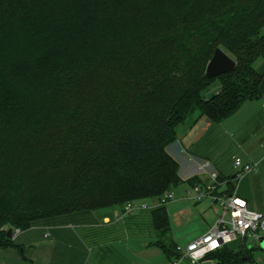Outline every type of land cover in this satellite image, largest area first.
Returning <instances> with one entry per match:
<instances>
[{
	"label": "trees",
	"instance_id": "1",
	"mask_svg": "<svg viewBox=\"0 0 264 264\" xmlns=\"http://www.w3.org/2000/svg\"><path fill=\"white\" fill-rule=\"evenodd\" d=\"M216 49L236 67L206 78ZM260 58L264 0H0V250L8 229L201 183L167 148L189 117L218 124L259 99ZM151 218L177 258L165 204ZM252 250L210 257L247 264Z\"/></svg>",
	"mask_w": 264,
	"mask_h": 264
},
{
	"label": "crops",
	"instance_id": "2",
	"mask_svg": "<svg viewBox=\"0 0 264 264\" xmlns=\"http://www.w3.org/2000/svg\"><path fill=\"white\" fill-rule=\"evenodd\" d=\"M255 69L264 74V58L255 62ZM260 90L259 99L245 102L235 114L218 124H211L204 118L195 122L197 126L193 128L192 139L186 142V145H181L180 149L186 156L183 166L179 163V174L184 175V177L180 175L183 180L193 176L205 180L207 175L200 170L202 163H209L210 170H214L222 177L233 178L235 172L233 158L241 159L243 156L242 162L255 163L256 168L258 167L257 172L254 170L255 172L252 171L242 179L246 186L254 188L262 182L264 157L256 158L254 153L264 145V80ZM190 133L192 132L181 134L183 141L189 139ZM209 133H215V136L224 141L223 144L231 142L236 145L240 150V157L232 155L230 164L226 165L211 155H199L200 159L196 153L190 154L188 146L190 147L201 135L206 136ZM237 193L246 201L249 210L261 214L260 211L249 208L248 195L239 194L238 187ZM147 210L127 215L121 214L119 209L80 212L63 216L62 220L67 222L64 226L61 225L63 229L55 222L34 226L19 232L15 237L12 234L15 246L0 250V264H6L13 259H23L28 264H169L170 261L165 254L154 246L157 240L156 233L152 225L151 212ZM21 247L22 250L18 253ZM37 247L41 251L38 250L35 255ZM24 250L28 253L25 258Z\"/></svg>",
	"mask_w": 264,
	"mask_h": 264
},
{
	"label": "rangeland",
	"instance_id": "3",
	"mask_svg": "<svg viewBox=\"0 0 264 264\" xmlns=\"http://www.w3.org/2000/svg\"><path fill=\"white\" fill-rule=\"evenodd\" d=\"M218 89V84L211 86L206 93L207 96L215 94ZM243 117L246 119L245 114H243ZM195 121L196 117L193 115L187 119L184 125L179 126L177 129V141L167 148V151L173 157H175L178 163H181L182 166L186 162V156L185 152L180 150L181 145H186V142L192 139L191 137L194 134L193 128L197 126ZM189 132H192L188 137L189 139L183 141L181 134H189ZM214 134L215 133H209L206 136H204V134L201 135L191 143L190 147L188 146V150L190 151V154L191 152L196 153L198 158L201 157L199 155H211L212 157L219 158V162L229 165L232 155H241L240 150L231 142L223 144L224 141ZM254 156H256V158L264 157V145L260 146L255 151ZM242 157L243 156H241V159ZM212 165H215L214 162H212ZM262 169L264 170V167ZM255 171H258V167L255 169ZM181 176L184 177V175ZM242 179L240 182H238L239 194H247L249 208L260 211L261 214H264V173L262 179L260 178L262 182L255 185L254 188L253 186L247 187L244 180ZM170 191L175 196L173 201H167L165 203L170 223V237L176 246L184 249L187 244L194 241L199 235L203 234L209 225H212L216 221L217 217L220 215V211L217 205L212 204L207 199L200 202H194L192 200V186L188 182H179L178 185L172 187ZM145 203L148 208L147 212L149 213L161 205L160 198L147 199ZM56 222H58L57 226H59L61 229H63V226L67 223L62 220V217H60ZM228 248L234 252H237L240 249H243V246L241 241L237 240L228 244ZM21 250L22 247L18 249V253H20ZM38 250L41 251V249L37 247V249H35V255H37ZM27 254V251L24 250L23 257L25 258ZM251 255L252 261L247 264H264V247L261 246L260 243L257 245V248L251 251ZM22 260L13 259L6 264H28Z\"/></svg>",
	"mask_w": 264,
	"mask_h": 264
},
{
	"label": "built area",
	"instance_id": "4",
	"mask_svg": "<svg viewBox=\"0 0 264 264\" xmlns=\"http://www.w3.org/2000/svg\"><path fill=\"white\" fill-rule=\"evenodd\" d=\"M233 168L235 172L233 178H230L233 188L231 191H226L225 186L229 180L220 181L219 174L210 170L209 163L201 164L200 170L207 175V178L192 186V200L194 202L209 200L217 205L220 215L203 235L187 244L184 249L176 246L178 256L169 264H217L210 256L228 244L240 240L243 248L248 249L249 245H255L257 248L260 239L264 238V214L249 210L246 201L237 193L238 182L254 171L256 164L244 163L240 158L235 157ZM174 199L175 196L169 191L160 197L161 205ZM147 209L145 202H131L127 203L120 213L127 215ZM19 232L15 230L13 237Z\"/></svg>",
	"mask_w": 264,
	"mask_h": 264
},
{
	"label": "water",
	"instance_id": "5",
	"mask_svg": "<svg viewBox=\"0 0 264 264\" xmlns=\"http://www.w3.org/2000/svg\"><path fill=\"white\" fill-rule=\"evenodd\" d=\"M236 67L235 61L229 57L224 51L221 49H216L212 58L208 62L205 70L206 78H215L222 74L233 71ZM7 239L12 238V229H8ZM260 245L264 247V238L260 239ZM255 245H249L248 249H254Z\"/></svg>",
	"mask_w": 264,
	"mask_h": 264
}]
</instances>
